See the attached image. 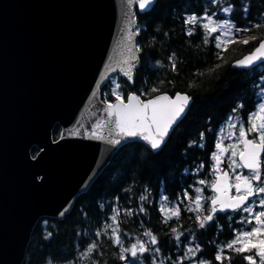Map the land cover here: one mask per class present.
Here are the masks:
<instances>
[{
    "label": "trees",
    "instance_id": "1",
    "mask_svg": "<svg viewBox=\"0 0 264 264\" xmlns=\"http://www.w3.org/2000/svg\"><path fill=\"white\" fill-rule=\"evenodd\" d=\"M229 3L235 6L228 14L235 28L249 27L251 31L235 32L232 39L236 42L228 44L226 51L216 47L214 35H207L202 21L195 26L184 23L188 15L215 12ZM136 20L141 51L134 80L129 83L120 74L112 78L121 85L124 97L129 92L143 99L161 92L186 93L192 99L189 109L161 149L153 151L140 141L122 145L63 218L41 217L22 264H132L127 253L128 261L119 259L121 246L149 241L144 235L147 231L157 237L158 245L149 243L150 251L138 256L135 264H141L139 260L153 264L155 247L160 248L166 264H176L185 253L187 241L193 238L202 250L198 256L213 260L217 246L234 238L237 224L226 213H216L214 221L201 229L196 217L207 211H195L182 198L185 192L193 193L198 178L206 174L220 125L231 114L246 118L258 102L264 63L251 69L231 64L264 37V27H251L264 25V0H217L215 4L212 0H157L149 11L136 9ZM189 28L194 29L192 35L187 34ZM246 39L249 44L241 43ZM110 84L111 80L101 89L106 101L115 99ZM59 131L56 125L54 137ZM37 150L32 148L33 155ZM164 197L180 204L179 217L165 220L161 211ZM209 205L207 202L205 209ZM172 228L182 233L179 241ZM113 229L121 245L114 242ZM93 243L97 248L88 254ZM230 255L235 258L233 264H247L241 254Z\"/></svg>",
    "mask_w": 264,
    "mask_h": 264
},
{
    "label": "water",
    "instance_id": "2",
    "mask_svg": "<svg viewBox=\"0 0 264 264\" xmlns=\"http://www.w3.org/2000/svg\"><path fill=\"white\" fill-rule=\"evenodd\" d=\"M156 1L141 10L137 0H0V264H22L36 222L63 218L122 145L150 147L142 137L109 143L115 126L101 89L112 74L123 75L129 48L138 46L136 9L149 11ZM258 43L232 67L264 63L236 66ZM177 94L187 95L140 98ZM105 121L93 138L92 128Z\"/></svg>",
    "mask_w": 264,
    "mask_h": 264
},
{
    "label": "snow or ice",
    "instance_id": "3",
    "mask_svg": "<svg viewBox=\"0 0 264 264\" xmlns=\"http://www.w3.org/2000/svg\"><path fill=\"white\" fill-rule=\"evenodd\" d=\"M215 4L217 0H212ZM153 3V0H137L138 7L141 10L148 9ZM234 5L229 3L226 6L220 8V11L225 14H230ZM247 11V9H245ZM215 12L209 14L204 12L203 15H188L184 23L186 25H197L200 21H207L202 24V27L206 30L207 35L216 33L221 30V34L216 36V47L222 51L227 50V45L235 43L236 41L231 38L232 26L229 21L223 23L214 24L213 17ZM252 28L264 27V25L254 24ZM227 28L228 32L222 31ZM193 28H189L187 34H193ZM236 33L250 32L251 28H235ZM229 36V39H222L223 36ZM253 40L257 37L253 36ZM207 43V39H205ZM241 43L247 45L249 40H243ZM141 51L139 46L129 48V52L132 55L128 60L124 61L127 65L126 70H123V75L128 81H133V68L132 62L137 60L135 53ZM171 59V58H170ZM257 60H264V39H260L258 46L253 52L243 59L236 62V66L245 67L252 65ZM175 64H173V70H175ZM112 89V95L115 97V103H106V114L110 121L114 123V138L109 141L112 145H118L121 143V138L124 137H142L146 141L152 150L160 149L165 142L170 129L176 124L185 112L186 107L189 104L190 97L188 95L177 94L175 98H170L167 95H159L154 99H150L147 102L141 100L140 96L132 93L127 95V102L121 95L119 89L121 85L116 83ZM153 92L157 91L156 88L152 89ZM114 118V119H113ZM259 121V123H257ZM108 121L97 123L91 130V136L97 137L98 130L107 126ZM249 127H245L243 124L239 127V138L236 144L224 147L221 144H217L216 147L220 154L231 152L229 164V171H223L219 165L221 163L220 155L213 153V159L215 161L213 171L217 173L216 179L211 183V189L215 193L210 197L211 207L207 209V214L203 216H197L196 220L201 229L205 228L208 224L214 221L215 214L218 212L226 211H242L248 214V217H242L241 222L254 225L248 230L241 229L236 233L234 238L224 245H218L213 260L201 259L198 254L201 253L200 245L193 244V240H189V243L185 245L186 251L184 255L178 257L176 264H184V261H188L189 264H233L234 257L230 255L231 252L241 254V258L247 261V264H264V210L256 211V208L264 209V105L260 106L257 113L252 114L249 117ZM235 127V125H232ZM255 133L256 135L249 139V135ZM242 145V147H241ZM238 158V159H237ZM202 167V166H201ZM247 169L248 174L242 172H236V169ZM235 173L234 177L232 174ZM206 181L200 180L199 184L203 185ZM235 190V194H230L231 190ZM197 195L192 200L195 205V211L200 212L203 210L201 203L202 196L200 193L202 189H195ZM184 197L188 198V192L184 193ZM259 197L258 202L254 199ZM145 199V197H141ZM167 200V197L163 198ZM189 208V211H192ZM141 211H144L141 208ZM162 213L165 214V220L172 219L173 216H180V209L178 207L169 208L166 204L161 206ZM114 219V218H113ZM171 231L176 234V240H180L182 233L178 232L176 228H172ZM99 236L100 233L98 232ZM150 239L147 242L137 241L132 244L131 247L121 246L119 259L121 261H128L129 255L132 258V264H135L138 256L142 257L150 249L148 244L158 245L157 237L152 235L150 231L144 233ZM114 242L117 245H121L120 236L117 234V230L113 229ZM97 248L95 243L90 244L87 253H92ZM157 256L160 255V248L155 247L152 249ZM129 255H125V254ZM143 264V261H141ZM153 264H157L155 257L153 258Z\"/></svg>",
    "mask_w": 264,
    "mask_h": 264
},
{
    "label": "rangeland",
    "instance_id": "4",
    "mask_svg": "<svg viewBox=\"0 0 264 264\" xmlns=\"http://www.w3.org/2000/svg\"><path fill=\"white\" fill-rule=\"evenodd\" d=\"M220 8L221 7H219L218 11H215L216 15L213 17L214 24H219V23H223L224 21H229L230 25L232 26V29H233L232 32L230 33L231 38H232L233 34L235 33V31H234L235 23L233 22L232 19H230L228 14H225V13L221 12ZM211 13H209V14H211ZM202 22L206 23L207 21H202ZM222 31L228 32V29L225 28ZM212 34L214 35V37H216V36L221 34V30H218L216 33H212ZM222 39L227 40V39H229V36H227V35L223 36ZM113 81H115L116 83H119L116 80V78H112V82L110 84L112 89L115 87V84L113 83ZM119 91H120L121 95L123 96L121 87H120ZM258 93H259L258 102H257L254 110L246 118H240L239 116H235V115L231 114V115L228 116V118L225 120V122L222 123V125H220V127L217 129V131L215 133V136H214V140H213L214 146H213V150H212V153H211V155H212L211 156V162H210V164L208 166L206 174H204L202 177L198 178L197 183L194 185V192L193 193H189V197L188 198H185V197L182 198V201L185 204H187L189 207H192V208L195 209V205H194V203H192V200L197 195V193L195 191L196 188L202 189V192L200 193V195L202 196L201 203L203 205V210L204 211L205 210L207 211V209H205L206 208L205 205H206L207 202L210 201L209 198L214 196V192L212 191L211 186H210L211 183L215 181L216 175H217V173H215L213 171V166H214V163H215V161L213 159V153H217L218 155H220L221 163L219 165V168L221 169V171H223L225 168H227L231 172V170L229 168V164L231 163V160H230L231 152L229 151V152L220 154L219 150L216 147V145L217 144H221L224 147H228L230 145H233V144L237 143L238 138H239V127H240V125L243 124L246 128L249 127L250 126L249 117L252 114L257 113L259 111L261 105H264V81H262L260 83V85L258 86ZM257 123H259V121H257ZM232 125H235V127H232ZM255 135H256L255 133H252L250 135V137L253 138ZM241 147H242V145H241ZM236 172H238V173L242 172L244 174H248L247 170L240 169V168L236 169ZM234 175H235V173L232 174L233 177H234ZM200 180H204V181H206V183L201 185V184H199ZM207 187H208L209 190L207 189ZM232 194H235V190L234 189H232ZM254 199L258 202L259 197H255ZM162 204H166L167 207H169V208L180 207L179 203H175L174 204V202H170L168 200H164L163 198L161 199V206H162ZM210 207L211 206L209 205V208ZM260 210H264V209L256 208V211H260ZM226 214L230 218H232L234 220V223L237 224V228H236L234 236L241 229L248 230V229H250L251 227L254 226L252 224H247V223H242L241 222V218L242 217H248L247 213H244L242 211H237V212L228 211V212H226ZM227 242H229V241H227ZM227 242H223L220 245H224ZM188 243H189V241H187V244ZM193 244H196V242H193ZM185 251H186V248H185ZM199 257L201 259H203L201 257V254H200ZM155 259H156L157 264H166V261H165L164 257L161 254L159 256H156ZM141 261L145 262L144 260H139L140 263H141ZM187 264H189L188 261H187Z\"/></svg>",
    "mask_w": 264,
    "mask_h": 264
},
{
    "label": "bare ground",
    "instance_id": "5",
    "mask_svg": "<svg viewBox=\"0 0 264 264\" xmlns=\"http://www.w3.org/2000/svg\"><path fill=\"white\" fill-rule=\"evenodd\" d=\"M250 136V135H249Z\"/></svg>",
    "mask_w": 264,
    "mask_h": 264
}]
</instances>
